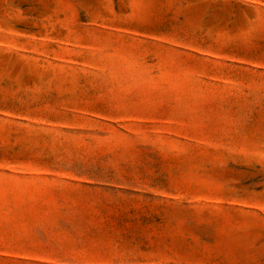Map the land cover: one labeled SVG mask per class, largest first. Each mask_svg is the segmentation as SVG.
Masks as SVG:
<instances>
[{
  "label": "rangeland",
  "instance_id": "374dc122",
  "mask_svg": "<svg viewBox=\"0 0 264 264\" xmlns=\"http://www.w3.org/2000/svg\"><path fill=\"white\" fill-rule=\"evenodd\" d=\"M0 264H264V0H0Z\"/></svg>",
  "mask_w": 264,
  "mask_h": 264
}]
</instances>
